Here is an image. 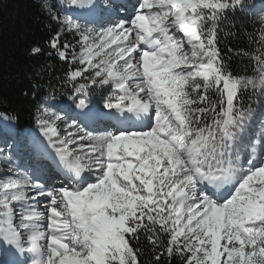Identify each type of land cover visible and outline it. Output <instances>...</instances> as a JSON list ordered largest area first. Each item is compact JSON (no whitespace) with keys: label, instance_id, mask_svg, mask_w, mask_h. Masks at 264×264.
I'll use <instances>...</instances> for the list:
<instances>
[{"label":"snow or ice","instance_id":"6c2138e0","mask_svg":"<svg viewBox=\"0 0 264 264\" xmlns=\"http://www.w3.org/2000/svg\"><path fill=\"white\" fill-rule=\"evenodd\" d=\"M36 3L69 91L2 158L0 264H264V8L233 71L246 0Z\"/></svg>","mask_w":264,"mask_h":264},{"label":"trees","instance_id":"16d2710c","mask_svg":"<svg viewBox=\"0 0 264 264\" xmlns=\"http://www.w3.org/2000/svg\"><path fill=\"white\" fill-rule=\"evenodd\" d=\"M60 2L53 0L56 5ZM246 4L244 12H238L221 26L219 46L233 71H241L244 66L251 71L252 61L235 53L241 49L251 53L258 47L256 30L264 0H246ZM57 10L63 12L64 8L57 7ZM45 23L47 19L41 15L36 0H0V112L9 119L16 117L11 120L16 136L22 141L25 131L36 127L37 105L49 104L44 97L51 96L48 101L64 102L67 96L62 92L69 91L64 84L72 67L69 63L61 61L54 53L40 58L27 55L34 44H39L46 52L52 51L45 43L51 34ZM66 39L73 40L70 35ZM93 97L98 99L99 94ZM173 264L179 261L174 260Z\"/></svg>","mask_w":264,"mask_h":264},{"label":"rangeland","instance_id":"374dc122","mask_svg":"<svg viewBox=\"0 0 264 264\" xmlns=\"http://www.w3.org/2000/svg\"><path fill=\"white\" fill-rule=\"evenodd\" d=\"M134 2L135 0H130L129 3L131 4ZM78 18H81V16ZM92 99L94 101L97 100L94 97H92ZM61 103H55V104L59 105ZM31 133L32 131L28 132V134H31ZM13 135H14L13 134V123L9 119H4L3 117H0V150H2L0 151V167H3V164H2L3 156L9 155L10 153L12 154L13 159H15L17 155H19L21 163H23L26 159H28V156H29L28 151L31 150V146L24 145V143L15 136H14L15 139H13L12 138ZM5 141H7V143H5ZM17 149H19L18 152H17Z\"/></svg>","mask_w":264,"mask_h":264},{"label":"bare ground","instance_id":"6f19581e","mask_svg":"<svg viewBox=\"0 0 264 264\" xmlns=\"http://www.w3.org/2000/svg\"><path fill=\"white\" fill-rule=\"evenodd\" d=\"M129 2H130V0H129ZM258 5H260V4H258ZM71 12H76V13H79V14H77V16H81V17H83V16H85V13H84V10H80V9H76V10H72V9H69ZM64 11H65V8H64ZM78 18V17H77ZM37 128H35L34 130H31L32 131V133H37L38 134V130H36Z\"/></svg>","mask_w":264,"mask_h":264}]
</instances>
